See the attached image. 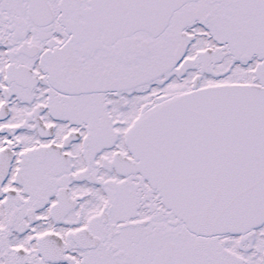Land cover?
Instances as JSON below:
<instances>
[{"label": "snow or ice", "instance_id": "snow-or-ice-1", "mask_svg": "<svg viewBox=\"0 0 264 264\" xmlns=\"http://www.w3.org/2000/svg\"><path fill=\"white\" fill-rule=\"evenodd\" d=\"M0 264H264V0H0Z\"/></svg>", "mask_w": 264, "mask_h": 264}]
</instances>
